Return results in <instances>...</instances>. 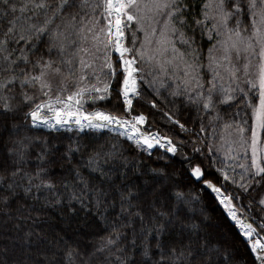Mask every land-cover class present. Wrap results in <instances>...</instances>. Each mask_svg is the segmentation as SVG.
I'll return each instance as SVG.
<instances>
[{
  "label": "trees",
  "instance_id": "1",
  "mask_svg": "<svg viewBox=\"0 0 264 264\" xmlns=\"http://www.w3.org/2000/svg\"><path fill=\"white\" fill-rule=\"evenodd\" d=\"M251 2L172 1L187 69H142L132 107L172 139L170 154L110 130L32 126L35 87L50 71L67 80L64 93L104 86L103 96L85 95L86 109L126 113L121 71L97 55L105 0H0V264H262L215 195L223 190L264 232V171L254 176L250 158H225L222 147L250 138L257 96L225 82L229 61L216 60L251 33Z\"/></svg>",
  "mask_w": 264,
  "mask_h": 264
},
{
  "label": "rangeland",
  "instance_id": "2",
  "mask_svg": "<svg viewBox=\"0 0 264 264\" xmlns=\"http://www.w3.org/2000/svg\"><path fill=\"white\" fill-rule=\"evenodd\" d=\"M172 1L173 0H119L117 4V14L120 18L122 30L120 39H116L114 37L115 28L113 26V22L116 19L114 0H105L106 35L97 45H100L97 50V55L100 59H103V61L107 58V64L112 75H116L117 72L121 71V77L119 78L121 91L122 85L126 79V70H121L119 55L116 54L118 41L122 42L125 49L124 57L134 59V68L136 70L133 77L137 86L134 85L129 87L132 93L129 99L132 100V103L129 109H126L124 115L112 114L102 108L89 110L83 105L84 100H86L85 98H87L85 95L90 97L88 100H91V94L98 93L103 96L104 86L94 90L89 88L87 91H80L74 94L64 93V90L68 87L67 80L64 76L60 75L58 71H50L49 74L45 75V77L40 80L38 86L36 85L35 87V97L38 101L29 112L31 125L44 130H47L46 128L51 126L47 121L37 120V112L48 116L52 114H67L72 116L92 115L98 112H104L132 120V122H135V119L142 115L145 119L143 123L140 124L141 126L138 125V128L146 132L156 131L160 135L166 136L159 132L158 129H153L148 125V117L142 112H134L132 107L134 101L140 96L139 87L142 69L152 71L173 68L175 72L179 68L181 71L187 69L183 61L184 58L182 56H179V58L177 57L174 47L172 25L169 20ZM251 6L253 9V26L251 33L248 36H241L239 40L231 38V47L221 49L220 51L222 52H220V56L216 60H218L219 64L220 61H229L227 72L222 70L223 72L221 73L222 76L223 74H228L227 79L223 76L225 82L228 80L230 85H232V83L234 84L233 87L231 86L232 88L241 92H255L257 96V102L252 111V132L250 138L245 141V144H243V138L240 136L235 138L234 141H230V143H224L222 146L224 151H226L224 157L228 158L234 155L231 153H235L236 155L233 156L234 158L232 157L235 160L240 158V156H245L246 160L250 158L252 166L251 173L254 176H260L264 171V0H252ZM134 24H137L138 29L136 28L135 32H130V28ZM121 39L122 41H120ZM247 43L250 45L245 47ZM102 45L104 50L102 49ZM178 59H181V65L178 63ZM97 61L99 60L97 59ZM104 65H106L105 61ZM128 65H130V63H128L127 66ZM220 66L222 67V65ZM53 125V127H59L60 130L68 129V126H63L58 123H54ZM93 128L95 127L75 126L72 130L85 131ZM100 128L103 130H110L108 127ZM15 132L16 128H13L11 133L15 134ZM119 134L127 138L123 134ZM131 141L135 145H138L136 141ZM172 145L168 147L170 152H172L173 149H175V151L177 150V146L173 141ZM138 147L140 146L138 145ZM262 183L261 179L257 182V185H260L259 192L256 191L260 208V210L257 209L259 215L257 224L260 223L259 227L261 226L264 230V185ZM229 202L230 198L228 199L227 206L223 207L221 204L220 205L224 209H228ZM213 225L218 227L215 222ZM260 234L264 237V232ZM251 240H253L251 242L253 249L258 251L262 259V264H264V242L256 234ZM254 245H259L261 247L255 249Z\"/></svg>",
  "mask_w": 264,
  "mask_h": 264
},
{
  "label": "water",
  "instance_id": "3",
  "mask_svg": "<svg viewBox=\"0 0 264 264\" xmlns=\"http://www.w3.org/2000/svg\"><path fill=\"white\" fill-rule=\"evenodd\" d=\"M116 54L119 55V61H120V65H121V70L125 71L127 70V64L131 63V65L134 67V59H128L124 57L125 54V49L122 45V42H117V49H116ZM135 68L133 69V73H135ZM128 77H127V73H126V79L122 85V97L123 100L125 102V108L129 109L130 104L132 103V100L129 99V103H127V100L129 98L130 95H132L131 91H130V83L128 81ZM135 86H137L135 84ZM102 114L101 117V121L103 123H107L112 121L113 119H117V121H122L123 120H128L126 118H122V117H118L116 115H110L104 112H100ZM69 115H65L60 116V115H56L53 116L52 118H50L49 116H45L44 117V121H50L53 120L55 123H63L64 122V118L68 117ZM141 117L143 118V120L145 119L142 115ZM129 126H130V132L132 134H134V138L137 141V143L141 146V147H146L149 150H154L156 148L158 149H162L164 151L170 152L167 148H165L161 142L159 140H155L153 138L154 134H157L158 136H160L163 141H165L166 143L172 145V139L168 136H162L159 133H157L156 131L154 132H146L140 128H138V125H135L132 120H128ZM51 126L46 128L47 130H60L59 127H53V124H50ZM141 126V125H140ZM72 126H68V130H72ZM99 130H103L102 128H97ZM111 130V129H110ZM173 146V145H172ZM174 148H176L175 146H173ZM175 151V149H173L172 153ZM195 177L197 178V176L195 175ZM215 195L218 198L220 204L225 207L228 204V199L230 198L223 190L221 189H217L215 191ZM225 214L228 217V219L230 220V222L232 224H234L237 229L239 230L240 234L243 236V238L246 241H250L251 239L254 238V235H258L262 241L264 242V237L259 233V231L254 227V225L250 222V221H244L242 219H239L237 214H236V208L233 204L229 203V207L228 209H225ZM255 233V234H254ZM254 247H261L259 245H255Z\"/></svg>",
  "mask_w": 264,
  "mask_h": 264
},
{
  "label": "bare ground",
  "instance_id": "4",
  "mask_svg": "<svg viewBox=\"0 0 264 264\" xmlns=\"http://www.w3.org/2000/svg\"><path fill=\"white\" fill-rule=\"evenodd\" d=\"M118 2L119 0H114V12H115V16H116V19L114 20L113 22V26L115 28V33H114V37L116 39H120L121 37V23H120V18H119V15L117 14V8H118ZM122 41V39L120 40ZM133 69L134 67L131 65H128L127 67V70H126V73H127V77H128V81L130 83V86H134L135 85V82H134V73H133ZM129 101V98L127 100V103ZM56 115H60L62 116H65L67 114H52V115H49L50 118H52L53 116H56ZM36 117L38 120H42L43 118V114L40 113V112H37L36 113ZM101 117H102V114L100 112L98 113H95V114H92V115H69L68 117H65L64 118V122L61 123V125L63 126H72V127H75V126H79V127H86V126H93V127H108L110 129H112L113 131H116V132H119L121 134H123L124 136H126L127 138H129L130 140H135L134 138V134H132L130 132V126H129V123H128V120H123L122 121H117V119H113L112 121L110 122H107V123H103L101 121ZM50 124H54L55 122L53 120H50V122H48ZM135 125H140L143 123V118L142 117H137L135 119V122H133ZM60 124V123H58ZM153 138L155 140H159L161 142V144L168 149V147L170 146V144L166 143L165 141H163V139L158 136L157 134H154L153 135ZM137 142V141H136Z\"/></svg>",
  "mask_w": 264,
  "mask_h": 264
}]
</instances>
